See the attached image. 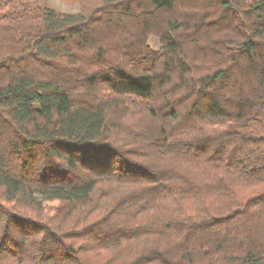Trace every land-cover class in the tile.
<instances>
[{"label":"trees","instance_id":"obj_1","mask_svg":"<svg viewBox=\"0 0 264 264\" xmlns=\"http://www.w3.org/2000/svg\"><path fill=\"white\" fill-rule=\"evenodd\" d=\"M79 2L0 0V264H264V0Z\"/></svg>","mask_w":264,"mask_h":264},{"label":"rangeland","instance_id":"obj_2","mask_svg":"<svg viewBox=\"0 0 264 264\" xmlns=\"http://www.w3.org/2000/svg\"><path fill=\"white\" fill-rule=\"evenodd\" d=\"M47 5L66 12H76L81 8L79 0H47ZM148 43L154 49L159 46L157 37L153 35L148 37Z\"/></svg>","mask_w":264,"mask_h":264}]
</instances>
